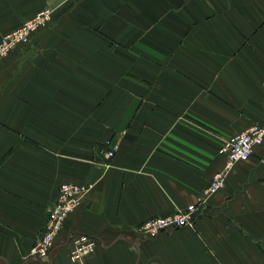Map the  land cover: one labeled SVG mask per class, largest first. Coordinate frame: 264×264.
Masks as SVG:
<instances>
[{"label": "crops", "instance_id": "crops-1", "mask_svg": "<svg viewBox=\"0 0 264 264\" xmlns=\"http://www.w3.org/2000/svg\"><path fill=\"white\" fill-rule=\"evenodd\" d=\"M44 7L0 61V264H72L73 232L99 240L86 264H264V143L193 227L135 231L196 203L223 141L264 126V0H0V37ZM63 182L84 203L31 257Z\"/></svg>", "mask_w": 264, "mask_h": 264}, {"label": "built area", "instance_id": "built-area-1", "mask_svg": "<svg viewBox=\"0 0 264 264\" xmlns=\"http://www.w3.org/2000/svg\"><path fill=\"white\" fill-rule=\"evenodd\" d=\"M54 9L44 7L31 19L19 27L3 34L0 37V61L21 44L31 42L35 34L53 20ZM264 143V126L253 125L248 130L226 138L220 148V154L226 157L224 170L217 173L204 190L203 195L196 203L188 205L171 214L157 216L142 222L135 231L143 239H155L163 232L193 227L198 219L204 215V205L221 190L232 166L251 158L255 148ZM118 146L113 145L106 151L105 156L115 155ZM89 186L77 182H63L58 189L56 202L49 208L44 231L33 246L30 256L48 258L56 249V242L64 229L65 221L84 203ZM99 240L86 233L73 232L68 239L69 258L72 264H86L96 251Z\"/></svg>", "mask_w": 264, "mask_h": 264}, {"label": "rangeland", "instance_id": "rangeland-1", "mask_svg": "<svg viewBox=\"0 0 264 264\" xmlns=\"http://www.w3.org/2000/svg\"><path fill=\"white\" fill-rule=\"evenodd\" d=\"M53 19H54V16H53ZM52 21H53V20H52ZM52 21H51V22H52ZM51 22H50V23H51ZM49 25H50V24H48V26H49ZM111 158H112V157H111Z\"/></svg>", "mask_w": 264, "mask_h": 264}]
</instances>
